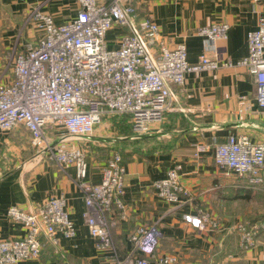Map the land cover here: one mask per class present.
<instances>
[{
	"label": "crops",
	"instance_id": "obj_1",
	"mask_svg": "<svg viewBox=\"0 0 264 264\" xmlns=\"http://www.w3.org/2000/svg\"><path fill=\"white\" fill-rule=\"evenodd\" d=\"M129 1L140 17L157 22L169 48L186 44L191 64L198 63L205 53L215 57L206 52L201 27L225 21L230 29L228 38L217 42L220 66L190 73L184 85H173V108L161 122L151 123L146 134L136 137L120 132L112 137L111 124L104 122L90 138L65 135L73 146L88 150L87 179L94 183L102 178L109 152H120L124 142H135L124 162L127 216L113 227L114 248L125 256L132 249L130 235L135 229L141 224H155L160 230L157 253L178 255L177 264H264V228L257 234L256 245L245 249L237 231H200L185 219L207 209L224 225L264 224V191L251 188L246 180L215 163L217 144L230 135L264 142V113L257 102L255 76L238 64L248 53V33L264 20V0ZM77 7L76 0H0L1 17L13 18V29L3 31L14 32L3 43L8 44V57L0 53V83L13 77L11 57L15 46L33 32L26 20L34 8L63 23L76 15ZM120 34L118 28L108 32L112 46L118 45ZM176 165L181 166L180 182L188 194L174 203L161 198L152 183ZM51 195L67 199L77 234L67 238L57 232V245L43 237L41 255L17 264H113L112 250L97 247L89 233L84 193L78 186L75 167L38 156L24 126L8 132L0 129V240L23 237L26 232L22 223L7 215L10 206L36 211ZM113 207V216L120 218V211Z\"/></svg>",
	"mask_w": 264,
	"mask_h": 264
},
{
	"label": "built area",
	"instance_id": "obj_2",
	"mask_svg": "<svg viewBox=\"0 0 264 264\" xmlns=\"http://www.w3.org/2000/svg\"><path fill=\"white\" fill-rule=\"evenodd\" d=\"M76 2V15L63 23H56L41 8L31 11L26 25L33 32L14 48L12 79L0 83V129L8 132L24 126L38 156L75 167L89 233L97 247L112 250L113 264H177L178 255L157 253L160 230L155 224L139 225L130 235V252L118 254L112 231L117 220L127 216L123 156L111 150L101 180L91 182L87 179L88 150L73 146L65 135L90 138L98 125L115 117L127 118L134 136L146 134L151 123L161 122L173 108V85H184L190 73L220 66L217 42L228 38L230 25L220 21L201 27L206 52L215 57L205 53L191 64L186 44L169 48L157 22L140 17L129 0ZM116 28L122 34L118 45L112 46L107 34ZM247 44L248 53L238 64L255 76L257 102L264 113V20L248 33ZM215 163L246 180L251 188L264 191V142L230 135L217 144ZM180 168L176 165L152 183L166 201L179 202L188 194L180 182ZM114 205L120 211L118 219L112 214ZM7 215L22 223L26 232L23 237L0 240V264L39 257L43 237L57 245V232L67 238L77 234L63 195L49 196L36 211L12 205ZM185 219L200 231H237L245 249L256 245L257 234L264 228V224L243 222L224 225L207 209Z\"/></svg>",
	"mask_w": 264,
	"mask_h": 264
},
{
	"label": "rangeland",
	"instance_id": "obj_3",
	"mask_svg": "<svg viewBox=\"0 0 264 264\" xmlns=\"http://www.w3.org/2000/svg\"><path fill=\"white\" fill-rule=\"evenodd\" d=\"M1 13L2 12H0V47H1L0 53H2L3 58H6V57H8L9 51L5 48L8 44H6V45L3 44L4 39H6V36H9L10 34L12 35L14 32L7 34L3 30H12L13 29V27L11 26V23H13L11 20H13V18L8 19L5 17H1ZM23 20L24 19H21V21H23ZM8 60H9V58H8ZM6 61H7V59L5 60V63H6ZM105 122H109L111 124L110 128H109L110 129L109 135H112V137L120 135L119 133L121 132L122 129H125L127 131V133H129V134L132 133V129L130 127V124L128 123L127 118H125V117L124 118L123 117H115L112 119H108ZM100 125H102V123Z\"/></svg>",
	"mask_w": 264,
	"mask_h": 264
},
{
	"label": "trees",
	"instance_id": "obj_4",
	"mask_svg": "<svg viewBox=\"0 0 264 264\" xmlns=\"http://www.w3.org/2000/svg\"><path fill=\"white\" fill-rule=\"evenodd\" d=\"M129 130V129H128ZM122 134H124V135H128L129 133H127V131L125 130V129H122ZM131 134V133H130ZM127 141V140H126ZM125 144H124V147L122 148V151H120L121 152V154H122V156H123V162H126V160H127V156H128V151L127 150H129L130 149V145L131 144H135V142H133V143H131L130 145H129V143L128 142H124ZM135 148V147H134Z\"/></svg>",
	"mask_w": 264,
	"mask_h": 264
}]
</instances>
